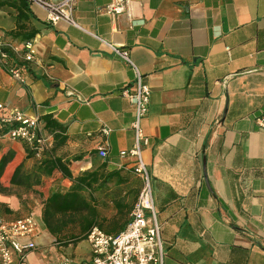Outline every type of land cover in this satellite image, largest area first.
Returning <instances> with one entry per match:
<instances>
[{
    "label": "crops",
    "instance_id": "crops-1",
    "mask_svg": "<svg viewBox=\"0 0 264 264\" xmlns=\"http://www.w3.org/2000/svg\"><path fill=\"white\" fill-rule=\"evenodd\" d=\"M110 1L77 0L76 24L49 23L31 2L25 20L0 6V29L23 76L0 64V117L13 109L37 116L46 138L32 153L0 124V219L33 214L37 222L19 238L34 247L12 264H87L88 229L116 234L130 220L142 180L135 157L120 151L134 142V108L122 94L134 75L100 39L126 49L150 87L141 155L163 264H264V130L256 123L264 110V0H132L129 14L106 12ZM32 30L35 55L26 61L23 34ZM55 158L63 169L46 163ZM53 191L71 192L76 203L48 228L41 213Z\"/></svg>",
    "mask_w": 264,
    "mask_h": 264
},
{
    "label": "built area",
    "instance_id": "built-area-1",
    "mask_svg": "<svg viewBox=\"0 0 264 264\" xmlns=\"http://www.w3.org/2000/svg\"><path fill=\"white\" fill-rule=\"evenodd\" d=\"M30 1L45 10V17L49 23L56 24L63 20L76 24L72 13L77 0ZM131 1L111 0L105 7L106 12L129 14ZM100 40L133 71L134 87L124 88L122 94L130 100L134 108V118L131 123L134 142L130 148L121 150L120 155L135 157L134 171L141 178L142 185L131 209L130 220L123 230L116 234H109L97 226L88 229L86 239L93 256L87 264H163L165 252L160 236V223L156 217L151 177L141 155V147L148 141L141 127V119L147 112L150 87L126 49L103 39ZM10 50L15 51L17 48L5 40L4 33L0 29V64H5L14 79L23 81L21 66L10 58ZM22 55L26 61L34 58L35 51L31 40L23 43ZM2 108L3 105L0 103V109ZM256 123L264 130V110L256 117ZM0 124L7 126L2 135L13 140L24 141L37 152L43 148L46 138L40 133L37 116L13 109L0 117ZM101 131L107 134L109 129L102 127ZM98 154L103 157L106 155V150L99 147ZM36 225L33 214L12 220L0 219V264H12L15 256H22L25 251L34 247L33 241L22 242L19 238L33 234L36 231ZM60 264L77 263L71 259H64Z\"/></svg>",
    "mask_w": 264,
    "mask_h": 264
},
{
    "label": "trees",
    "instance_id": "trees-1",
    "mask_svg": "<svg viewBox=\"0 0 264 264\" xmlns=\"http://www.w3.org/2000/svg\"><path fill=\"white\" fill-rule=\"evenodd\" d=\"M30 0H3L0 1V6L3 5H9V6H13L16 7L17 9V14L16 17L18 20H20L21 18L23 20L27 19V15L24 14L22 9L27 10L28 8V3H30ZM22 28V24H17L16 25V29L12 31L13 35H18L19 33V29ZM34 34V31H29L26 34H23V37L25 38V40L29 39L30 37H32V35ZM6 36V34H4ZM43 120L45 121V125L47 126L49 124V117L47 115H45L43 117ZM2 129H0L1 131ZM30 152L32 153H36L37 151L33 148L29 149ZM7 160V156L3 155L0 158V175L2 173L3 167L6 163ZM46 163H50L52 164V166H58L60 168L63 169L62 164L60 163V159L59 158H55L53 160L50 161H46ZM19 171V167H17L12 175L11 181H15V175L17 174V172ZM75 198L73 197L71 192H59V191H53L45 200V202L43 203V207H42V213H41V217H42V221L44 222V224L48 227L51 228L50 224L52 223V221L54 220V215L57 213H64L67 210H72L75 206Z\"/></svg>",
    "mask_w": 264,
    "mask_h": 264
},
{
    "label": "rangeland",
    "instance_id": "rangeland-1",
    "mask_svg": "<svg viewBox=\"0 0 264 264\" xmlns=\"http://www.w3.org/2000/svg\"><path fill=\"white\" fill-rule=\"evenodd\" d=\"M65 259H70V258H65Z\"/></svg>",
    "mask_w": 264,
    "mask_h": 264
}]
</instances>
